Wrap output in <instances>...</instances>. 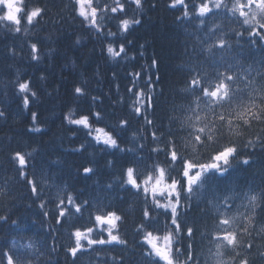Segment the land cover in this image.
Returning <instances> with one entry per match:
<instances>
[{
  "label": "snow or ice",
  "instance_id": "snow-or-ice-1",
  "mask_svg": "<svg viewBox=\"0 0 264 264\" xmlns=\"http://www.w3.org/2000/svg\"><path fill=\"white\" fill-rule=\"evenodd\" d=\"M70 3L73 19L79 17L80 24L98 39L117 36L126 39L127 33L142 24L144 0H111V3L109 0H70ZM132 5L135 10L130 16L128 9ZM168 7L181 9L182 14L176 17L177 22L196 20V28L202 30L206 27L207 31L203 40L196 36V45L184 49L185 54L191 58V63L182 71L185 86L180 91L185 95L179 102L173 99L175 114L168 117L167 133L157 127L154 119L149 118V113L154 114L155 111V87L160 80L158 74L153 79L152 73V69L158 66L157 59L152 58L143 75L141 72L128 73L132 79L127 92L140 104L133 108V114L145 122L143 130L151 129L152 141L164 138V147L151 148L147 157L143 154L146 147L143 143L136 148L122 147L121 133L130 121L121 119L118 126L111 128L108 125L94 126L104 120L100 110L77 114L76 110L70 109L63 119L68 125L76 126V131L86 130L87 137H91L95 144L104 146L100 151H107L113 157L120 155L121 158L131 154L130 158L124 159L116 174L115 186L109 183L97 187L103 193L118 188L120 192L143 198L142 219L136 230L141 238L142 264H200L199 255L195 254L191 242L198 226L188 216L194 198L197 201L206 199L207 205L213 209V230L207 234L200 233L201 236L210 237L208 243L212 246L208 249L205 264H256L257 261L264 264V244L256 243L257 238L264 241V172L257 185L250 183L240 186V191L232 186L224 191L213 188L212 194L206 196L211 181L225 177L239 164H250V157L240 159L243 150L254 152L259 148L264 151V127H261V134H257L254 140L245 139L254 126H264V58L255 61L258 65L255 76H251V64L247 68H237L236 65H242L241 60L237 59L233 64L225 58L226 53L232 52L234 44L240 45L245 34L253 47L257 46L258 41L264 44V0H199V3L191 0V7L186 0H172ZM48 11L46 6L29 7L24 0H0V12H3L0 21H7L14 26L8 29L14 34L22 31V21L26 25H39ZM224 20L229 25L236 23L240 27H229L228 31H224ZM114 21L117 22V31L109 27ZM23 31L27 32L28 28L24 27ZM233 36L235 39H232ZM209 40L211 43H206ZM115 43V40L108 42L107 54L128 60L127 45H132L133 41L129 39L126 44L120 42L118 50ZM139 48V56L143 58L144 45L141 44ZM30 49L31 60L39 62L41 57L37 54V43H31ZM9 51L15 54V49ZM101 51L105 49L101 48ZM131 59L135 60L136 56H131ZM137 81L143 83L138 85ZM30 91V82L18 83L17 95L23 94L25 110L30 106L27 94ZM160 94H163V89ZM36 95L35 91H31L32 98ZM74 95L82 99L88 93L85 88L76 86ZM90 100L93 108L98 100L102 103L97 96H91ZM5 117L6 112L0 110V118ZM37 118V113L31 112L32 125L37 124ZM174 124L178 127H173ZM27 130L41 132L39 126H29ZM177 132L186 133V137L181 138L185 139V147L191 146V154H181ZM132 135L135 137L136 133ZM88 143L86 140L79 147L67 151L79 152ZM34 151L26 154L16 151L11 155V161L20 180L30 187L32 196L41 199L43 189L36 181ZM160 154L165 157L163 161L159 160ZM107 164L110 168L114 167L115 160L110 159ZM95 172L94 167H83L85 176ZM173 172H177V175L173 176ZM159 197H163L165 202L162 203ZM149 199L152 207H149ZM57 200L54 201L57 225L62 220L71 222L81 219L86 211L88 213L87 225L91 226L73 225L74 230L70 231V240H74V243L67 245L65 251L73 260L78 257V253L95 245L127 247L128 241L119 234L123 218L116 210H111L110 203L105 204L102 199L93 203L71 194L66 198L57 197ZM39 207L44 209L45 203L42 201ZM93 208L97 212L94 216ZM205 211L201 209L202 215ZM43 215L47 217L49 212L45 211ZM161 217L164 218L163 222ZM8 221V216H0L3 224ZM11 223L16 225L17 221L12 220ZM52 230L55 231V228ZM182 239L190 242L182 246ZM25 249L32 250L34 245L18 246L13 238L10 244L0 246V264H34L29 258L34 253L26 252ZM113 260H116V264H124L123 257L119 260L113 257Z\"/></svg>",
  "mask_w": 264,
  "mask_h": 264
},
{
  "label": "trees",
  "instance_id": "trees-1",
  "mask_svg": "<svg viewBox=\"0 0 264 264\" xmlns=\"http://www.w3.org/2000/svg\"><path fill=\"white\" fill-rule=\"evenodd\" d=\"M151 1L153 4L159 5V10L165 8L167 0ZM154 16L156 17L153 20H148L147 23L145 20L133 31L135 42L127 46L128 60L111 57L106 52V43L95 41V37L90 34L88 29L76 22L69 21L68 15L64 14L59 20L51 22L53 26L47 25L42 32L41 43L47 49V53L45 58L42 56L39 62L33 61L30 55V44L36 43L35 39L27 36L25 40H15V34L8 30L12 26L7 22H0V110L6 112V117L0 118V216L9 217L7 224L0 222V246H4L5 242L3 241L12 231L16 230L15 225L11 223L12 220L20 223L24 235L36 233L39 239L68 237L66 229L74 230L72 224L77 227L87 225V211L81 219L71 222L62 220L61 224L57 225L55 224L57 211L54 200H49L44 209L39 207V203L42 201L45 203V200L55 191L53 184L55 180L61 183V187H65L64 198L71 194L79 196L81 200L89 199L93 203L102 199L105 204L112 205L111 210L119 211L118 208L128 210L127 215H130V217L126 215L127 217L119 225V231L128 241L127 247L100 245L95 251H88L89 256L85 264H96L98 261L116 263L113 257L117 260L123 257L124 264H142L141 238L136 231L142 218L136 219L134 218L136 215L130 212L129 209L132 205L125 202L128 201V194L120 192L118 188L103 193L99 192L97 187V185L106 186L109 183L115 186L117 184L116 174L120 171L124 159L130 158L131 155L128 154V157L124 158H121L120 155L113 157L107 151H100L104 147L103 145H97L91 140V137H87L86 130L76 131V126L68 125L63 117L69 113L70 109L76 110L77 114H88L91 111L100 110L104 114V120L94 126L108 125L110 128L118 126L121 119H128L130 124L121 133V140L124 144H128L132 140L136 147V136L133 137L132 134L140 131L141 136L146 135L150 128L143 130L145 122L133 114V108L140 104L136 103V98L127 92L132 79L128 73L141 72L143 75L147 71L146 67L155 57L158 66L152 69L153 79L155 74H158L160 80L155 87V111L154 114L149 113V118L154 119L156 124L161 123L163 128H166L163 111L174 115L173 99L175 98V101L179 102L185 95L180 91L185 86L182 71L186 70L185 66L191 63V60L188 59L189 56L185 54L184 49L186 46L191 48L189 41L193 38L190 32L179 27V22L177 25L174 24L175 14L170 15L160 11ZM60 20H64V22L58 23ZM246 38L245 34L243 39ZM78 39L79 43H77ZM112 39L110 37V40ZM232 39L235 37L233 36ZM141 44L144 45L145 56L143 58L139 56ZM240 46L234 44L232 52L225 54L228 62L235 64L239 59L242 61V65H245L249 52L243 53ZM101 48H104L105 51L102 52ZM173 48H177L180 54L173 55ZM10 49H15V54L10 52ZM133 55L136 56L135 60L131 59ZM180 56L182 58H179ZM242 65H236V67L240 68ZM113 73L116 74L115 77ZM26 81L30 82L31 91H35L37 94L35 98H32L31 91L27 93L30 97L28 110L23 108V94L17 95L18 83ZM137 84L141 83L137 81ZM117 85H119V90H117ZM76 86L85 88L88 95L77 99L74 95ZM161 89H163L162 95L160 94ZM91 96L100 97L102 103L98 100L96 106L91 107ZM33 111L37 113L38 117L36 125H32L31 122V112ZM29 126H39L41 132H29L27 130ZM261 127L264 126H254L245 139L254 140L257 134H261ZM177 136L181 154L185 156L191 154V146L185 147V139L181 138L186 137V133H177ZM86 140L89 143L81 151H67V149L79 147ZM163 147L164 143L161 145V148ZM33 149H35L33 159L36 165V181L38 186L43 189L44 200L42 201L32 196L30 187L20 180L11 161V155L16 151L26 154L32 152ZM143 154L146 157V151ZM249 157L251 163L247 166L242 165L241 170L233 177L225 176L217 180L222 191L229 186H234L238 191L240 185L247 184L248 180L253 185L261 182V173L264 172V151L259 148L254 152L249 149L243 150L240 158ZM110 159L115 160V165L111 168L107 164ZM159 159L163 160L164 155L160 154ZM88 166L96 169L95 174L89 176L83 174V167ZM55 202L58 200L56 199ZM201 209L206 210L203 215ZM45 211L49 212V216L43 215ZM95 212L93 208L92 214L94 215ZM212 215L211 207L197 205L194 202L188 214L189 219L198 226V230L194 232V240L191 242L195 254L199 255L200 264H205L208 249L212 247L208 243L210 237L200 234L201 232L207 234L213 230ZM160 219L163 222L164 218ZM53 228L55 231L52 230ZM43 241L46 245L49 239ZM189 242L187 239H182V246H186ZM256 243L264 244V241L257 238ZM53 251H58L57 243ZM53 251L47 257L40 256L32 259L34 264H54L56 262L57 264H77L68 256L61 257L57 261L58 259L52 255ZM44 261L50 263H43ZM256 264H259V261Z\"/></svg>",
  "mask_w": 264,
  "mask_h": 264
},
{
  "label": "rangeland",
  "instance_id": "rangeland-1",
  "mask_svg": "<svg viewBox=\"0 0 264 264\" xmlns=\"http://www.w3.org/2000/svg\"><path fill=\"white\" fill-rule=\"evenodd\" d=\"M57 5V6H59V7H54V6H50L49 7V10H52V12L55 14L57 11L59 12H61V13H63V11L65 12V8L64 7H61L60 6V0H48V5ZM40 6V5H39ZM149 6H150V4H149ZM61 7V8H60ZM162 12L163 13V10L162 9H159V10H157L156 11V13L157 12ZM156 16H154V18H155ZM156 21V20H155ZM157 22H158V20H157ZM169 27H170V25H168ZM146 27H148V25H146ZM167 27V26H166ZM172 54L173 55H177V54H180V52L178 51V49L177 48H173L172 49ZM179 58H182L181 56L179 57ZM1 96V95H0ZM48 172H49V170H48ZM59 172V171H58ZM55 175H58V173H55ZM32 236H35L34 234H32ZM68 240H69V238L68 237H66V236H61V237H59V238H57V239H54V240H51V241H54V242H56L57 243V245H58V251L57 252H55V251H53V253H52V255L53 256H55L58 260L57 261H59L60 260V258L61 257H64V258H66L67 257V254L68 253H66V251H65V248H66V245H68L69 243H68ZM39 241V243H36V244H33L31 241H25V243L23 244V245H28V244H33L34 245V249H32L33 251H35V250H39L38 252L37 251H35V253L36 254H38V255H40V253H43V257H47L48 256V254L45 252V251H43L47 246L45 245V246H41L40 244H42V245H44V241H42V240H38ZM49 242H50V240H49ZM27 249H25V251H26ZM43 251V252H42ZM45 262H49V261H44L43 263H45ZM50 263V262H49ZM54 264H57V262L56 263H54Z\"/></svg>",
  "mask_w": 264,
  "mask_h": 264
},
{
  "label": "bare ground",
  "instance_id": "bare-ground-1",
  "mask_svg": "<svg viewBox=\"0 0 264 264\" xmlns=\"http://www.w3.org/2000/svg\"><path fill=\"white\" fill-rule=\"evenodd\" d=\"M165 6V5H164ZM159 16V15H158ZM175 24V23H174ZM186 33V32H184ZM178 36V35H177ZM184 37V36H183ZM186 41V40H185ZM55 43V42H54ZM161 44V43H160ZM171 86V85H170ZM7 99V98H6ZM5 101V100H4ZM46 101V100H45ZM46 112V111H44ZM45 115V114H44ZM46 117V116H45ZM24 119V118H23ZM32 140V139H31ZM35 140V139H34ZM33 144V143H32ZM6 145V144H5ZM14 145V144H13ZM7 147V146H6ZM18 149V148H17ZM4 157V156H3ZM8 170V169H7ZM10 172V171H9ZM3 176V175H2ZM240 189V188H239ZM13 190V189H12ZM8 191V190H7ZM8 195V194H7ZM8 199V198H7ZM8 203V202H7ZM17 203V202H16ZM13 206V205H12ZM2 207V206H1ZM207 213V212H206ZM32 230V229H31ZM1 233V232H0ZM46 240V239H45ZM47 242V241H46ZM45 246V245H44Z\"/></svg>",
  "mask_w": 264,
  "mask_h": 264
}]
</instances>
